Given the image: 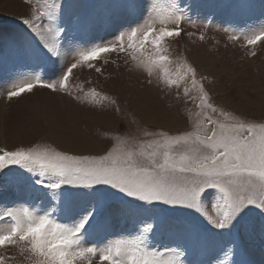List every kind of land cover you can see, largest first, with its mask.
<instances>
[{"label": "rangeland", "instance_id": "1", "mask_svg": "<svg viewBox=\"0 0 264 264\" xmlns=\"http://www.w3.org/2000/svg\"><path fill=\"white\" fill-rule=\"evenodd\" d=\"M44 2L50 9L61 5L53 23L62 29L63 57H51L39 37L21 22L31 18L38 0H0V151L34 147L100 157L113 149L135 151L170 137L203 136L205 127H213L207 123L209 117L217 124L264 127V41L247 43L248 37L264 30V0H176L185 20L182 35L164 44L168 62L160 61L150 71L124 53H101L92 61L93 69L78 66L73 70L70 95L36 84L8 99V91L35 81L37 75L46 83L55 82L79 51L113 41L121 31L152 15L153 4L164 8L170 0ZM84 24L86 28L81 27ZM151 51L148 46L143 56ZM190 67L195 69L197 87L192 86L190 74L177 84L166 82L185 75ZM93 89L100 93L98 98L88 95ZM205 93L212 108L201 106ZM188 152L187 145L175 148L177 157ZM10 179L15 187L9 186ZM53 182L18 166L0 171V214L8 207L46 212L56 206L53 216L63 223H72L89 211L98 219L106 218L107 230H82L85 244L134 238L147 221L154 227L146 246L176 249L182 254L181 264H264V211L259 207L246 206L226 228H216L192 208L132 200L107 185L91 190L62 185L53 190L47 187ZM98 189L106 197L103 202ZM54 192L60 203L53 199ZM220 198L218 190L209 188L199 203L205 210L216 205L210 211L215 215ZM69 202L74 218L60 211ZM6 226L0 218V232ZM0 255L14 257L5 264H26L16 248H0ZM93 264H100L98 258Z\"/></svg>", "mask_w": 264, "mask_h": 264}, {"label": "snow or ice", "instance_id": "2", "mask_svg": "<svg viewBox=\"0 0 264 264\" xmlns=\"http://www.w3.org/2000/svg\"><path fill=\"white\" fill-rule=\"evenodd\" d=\"M38 3L39 6L30 13L31 18H24L21 22L39 37L43 48L51 57H63L59 39L62 29L53 23L61 5L57 3L50 9L44 0H38ZM151 12L153 14L142 24L121 31L113 41L98 43L79 51L55 82L46 83L37 75L35 81L8 91V99L17 97L26 90L30 91L36 84L52 92L63 91L70 95L68 82L74 74L73 70L78 66L93 69L92 61L101 53H124L133 61L147 66L150 71L160 61L168 62L169 56L164 44L170 38L182 35L185 17L180 14L176 0H170L164 8L153 4ZM45 18L47 23H44ZM81 27L86 28L87 24ZM188 35L191 36L192 33ZM260 41H264V30L247 38L248 45H255ZM148 46H151L152 51L144 57L143 52ZM95 71L101 70L95 68ZM188 74L192 86L197 87L196 72L191 67L185 75L166 82L177 84L185 80ZM199 87L203 92V86ZM188 94L189 89L185 87L184 95ZM88 95L98 98L100 93L93 89ZM200 103L201 106L212 108L207 102L206 93L201 96ZM207 123L213 127H205L203 136L170 137L162 143L148 142L135 151L113 149L100 157L70 155L34 147L0 151V171L18 166L38 173L41 177L53 178L54 182L47 185L53 190H59L62 185L85 187L89 190L98 185H107L132 200L149 204L162 202L169 206L195 209L216 228H226L246 206H256L264 211V127L256 129L243 124H217L211 117ZM178 145L189 146V152L177 157L175 148ZM9 186L15 187L16 182L10 179ZM209 188H214L221 194L222 202L215 215L210 214V211L216 205L205 210L199 203L201 195ZM97 193L103 202L106 199L103 190L98 189ZM53 199L60 203L55 192ZM68 199L71 201V193ZM57 211L56 206L46 212H40L39 208L34 211L28 206L5 208L0 214V218L7 222L5 230L0 232V248L18 249L26 264H77L78 261L93 264L94 258H98L100 264H181L179 257L182 254L176 249L153 250L146 246L147 234L154 227L152 222H143L140 233L134 238L85 244L82 230H107L110 226L108 220L98 219L89 211L81 218L73 219L72 223H63L53 216ZM60 211L69 217L76 216L70 202ZM6 259L14 257L0 255V264H5Z\"/></svg>", "mask_w": 264, "mask_h": 264}]
</instances>
